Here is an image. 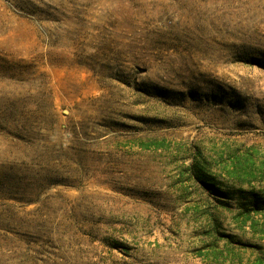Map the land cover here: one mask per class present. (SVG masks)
Segmentation results:
<instances>
[{
    "label": "rangeland",
    "instance_id": "obj_1",
    "mask_svg": "<svg viewBox=\"0 0 264 264\" xmlns=\"http://www.w3.org/2000/svg\"><path fill=\"white\" fill-rule=\"evenodd\" d=\"M0 264H264V0H0Z\"/></svg>",
    "mask_w": 264,
    "mask_h": 264
},
{
    "label": "trees",
    "instance_id": "obj_2",
    "mask_svg": "<svg viewBox=\"0 0 264 264\" xmlns=\"http://www.w3.org/2000/svg\"><path fill=\"white\" fill-rule=\"evenodd\" d=\"M157 145H159V144H157ZM147 147V146H146ZM148 147H150V146H148ZM210 184V183H209ZM215 185L213 184V183H211V188L215 191H217V193H220L221 192V190L219 189V188H216L215 189ZM246 219H249V216H246ZM254 225V224H253Z\"/></svg>",
    "mask_w": 264,
    "mask_h": 264
}]
</instances>
